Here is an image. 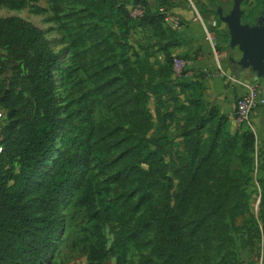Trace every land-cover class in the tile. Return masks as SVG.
<instances>
[{
  "label": "rangeland",
  "instance_id": "374dc122",
  "mask_svg": "<svg viewBox=\"0 0 264 264\" xmlns=\"http://www.w3.org/2000/svg\"><path fill=\"white\" fill-rule=\"evenodd\" d=\"M11 1L0 0V28L12 19L19 26L33 29L37 40L56 57L53 73L61 117L59 135L24 198L27 212L37 225H41L44 215L35 188L59 153L92 128L111 144L109 167L103 173L94 159L85 156L76 183L57 208L55 247L43 264L90 263L94 238L91 221L80 202L89 182L109 181L110 196L122 205L123 221L136 227L148 219L147 202L140 198L139 185L154 166L131 156L129 139L135 131L127 120L131 95L126 88L125 70L138 65L146 73L147 104L154 119L147 137L164 157L166 166L161 172L173 182L170 193L174 201L195 166L188 160L191 144L209 146L217 140L218 157H214L213 170L228 166L231 173L238 174L242 193L234 215L238 213L233 220L229 216L228 231L219 234L220 229H216L205 235L204 255L193 264H264V108L254 112L253 126L239 123L234 116L221 114L217 109L219 115L226 117L217 136L212 119H204L211 108H216L211 85L220 78L226 80L223 71H228L233 59L232 54L223 53L229 48L230 35L225 33L227 24L220 19L219 11L229 14L234 0H193L207 28L198 22L199 33L208 38L211 65L205 70L195 66L194 56L179 42L180 28L170 27L159 15L169 11L180 16L186 25L185 17H194L189 0H109L113 7L99 10L90 8L86 0H16L21 1L19 5ZM139 7L142 14L136 13ZM263 9L264 0H243V21L257 24ZM208 17L215 19L217 26L207 22ZM222 25L224 28L220 29ZM32 57L29 47L0 42L2 168L9 165L18 148L23 123L38 111L29 81ZM175 57L187 59L185 71L192 73L183 77L172 74ZM180 105L188 108L180 109ZM13 121L18 122L17 127L5 137L4 131ZM248 130L254 134L251 149L245 148L243 141L233 145L224 137V133L239 136ZM162 180L167 185V180ZM165 192V188L155 191L158 203H162ZM191 203L185 207L195 221L201 217L200 207ZM104 235L109 246L114 239L111 224L105 226ZM153 242L151 231L142 234L140 245L131 242L128 264H139L143 257L153 259ZM115 263L116 257L110 254L95 264Z\"/></svg>",
  "mask_w": 264,
  "mask_h": 264
},
{
  "label": "trees",
  "instance_id": "16d2710c",
  "mask_svg": "<svg viewBox=\"0 0 264 264\" xmlns=\"http://www.w3.org/2000/svg\"><path fill=\"white\" fill-rule=\"evenodd\" d=\"M95 10L112 8L109 0H86ZM13 5L21 1L12 0ZM163 21L165 16L159 14ZM0 42L24 45L33 52L29 65V81L38 105L35 112L21 127L18 148L11 156L6 168L0 166V264H43L54 250V238L58 231V206L66 192L76 183L77 174L85 156L95 160L103 173L109 167L107 157L111 144L95 128L85 131L82 139H75L70 147L61 151L47 175L38 183L35 192L44 218L37 225L27 212L24 198L31 187L33 178L39 173L52 153L59 135L61 117L55 93L53 67L56 57L48 52L37 40L33 29L19 26L9 19L0 28ZM175 75V71L171 69ZM126 88L131 95L130 113L127 120L135 131L130 137V152L150 166L148 176L141 180L140 198L147 202V220L136 227L122 220V205L119 199L109 194V181L102 180L85 185L80 202L84 206L94 238L89 253V264H95L108 255L116 257L115 264H128L131 242L140 245L142 234L154 233L153 259L143 257L139 264H193L203 257L204 237L220 229L219 234L229 229L228 218L233 220L238 212L240 192L238 174L231 173L228 166L213 170L218 157V144L214 140L209 146L196 142L191 144L188 160L195 166L174 201L170 193L172 180L164 176L161 169L166 166L158 148H154L147 137L153 126V114L148 107L149 93L146 88V73L141 65L126 67ZM185 76V72L180 77ZM264 80V77L261 78ZM180 105V109H187ZM217 108H211L204 119H212L214 135L221 133L224 115ZM18 122L13 121L4 131L11 134ZM226 140L235 145L244 142L251 149L254 134L245 131L241 135H228ZM167 180V185L162 180ZM165 188L162 203H158L155 191ZM187 201V203H186ZM193 201V203H191ZM200 207L198 220L187 214V204ZM111 224L114 239L108 246L104 228ZM209 241V239H208Z\"/></svg>",
  "mask_w": 264,
  "mask_h": 264
},
{
  "label": "crops",
  "instance_id": "0c3cea01",
  "mask_svg": "<svg viewBox=\"0 0 264 264\" xmlns=\"http://www.w3.org/2000/svg\"><path fill=\"white\" fill-rule=\"evenodd\" d=\"M185 18L186 25H183L179 29V32L181 33V35L178 37L179 42L183 44L187 48L186 50H189V52L194 56L193 63L195 64V66L201 68L202 70H205L208 66L211 65V61L208 59V38L205 37L203 34L199 33L198 22L193 21L191 17L188 16H186ZM207 22H212L214 26H217L216 20L211 17H208ZM224 26L226 28L225 33L229 34L228 26ZM223 28V25L220 26V29ZM210 38H212V36ZM212 44L210 46H212ZM223 53L224 55H227L228 53L232 54L233 59H231L228 63L229 67L228 71L225 72L226 75L222 76L226 78V80H223L221 78L218 79L216 81V85H211L212 90H210V92L214 96L212 97L214 101L213 104L216 106L219 112L221 114L231 115L235 117L236 98L243 91V87L240 83L255 81L259 78L257 77L256 71H254L252 68H243L238 63V60L242 57V52L238 47H232L231 45H229L228 50ZM231 77L235 80H231Z\"/></svg>",
  "mask_w": 264,
  "mask_h": 264
},
{
  "label": "water",
  "instance_id": "95a60500",
  "mask_svg": "<svg viewBox=\"0 0 264 264\" xmlns=\"http://www.w3.org/2000/svg\"><path fill=\"white\" fill-rule=\"evenodd\" d=\"M243 0H234L229 14L219 11L220 19L227 24L230 45L238 47L242 57L238 63L243 68H252L260 79L264 77V9L258 18V23L251 25L243 22Z\"/></svg>",
  "mask_w": 264,
  "mask_h": 264
},
{
  "label": "built area",
  "instance_id": "2783aa9c",
  "mask_svg": "<svg viewBox=\"0 0 264 264\" xmlns=\"http://www.w3.org/2000/svg\"><path fill=\"white\" fill-rule=\"evenodd\" d=\"M192 8L194 10L193 21L200 22L201 25L207 30L206 24L202 18V15L197 10V7L193 0H189ZM143 9L139 7L136 10V13L142 14ZM165 22L172 28L178 29L184 25L183 19L175 14L170 13L169 11H164ZM213 51L217 55V51L212 44ZM173 64L175 67V75L180 77L183 72L187 69L189 61L183 57H175L173 59ZM221 67V65H219ZM192 72L185 71V75L191 74ZM223 74L226 73L223 71ZM235 80L234 78H230ZM243 87L242 93L236 98L235 102V118L239 123H243L249 126H253V114L256 110L264 108V80L261 78L251 82H241ZM2 152V146L0 145V153Z\"/></svg>",
  "mask_w": 264,
  "mask_h": 264
}]
</instances>
